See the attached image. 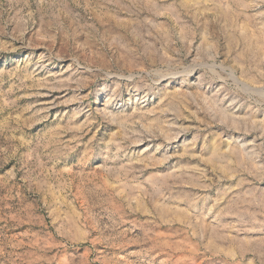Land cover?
Masks as SVG:
<instances>
[{
  "label": "rangeland",
  "instance_id": "1",
  "mask_svg": "<svg viewBox=\"0 0 264 264\" xmlns=\"http://www.w3.org/2000/svg\"><path fill=\"white\" fill-rule=\"evenodd\" d=\"M263 192L264 0H0V264H264Z\"/></svg>",
  "mask_w": 264,
  "mask_h": 264
},
{
  "label": "bare ground",
  "instance_id": "2",
  "mask_svg": "<svg viewBox=\"0 0 264 264\" xmlns=\"http://www.w3.org/2000/svg\"><path fill=\"white\" fill-rule=\"evenodd\" d=\"M215 151V150H214ZM222 153V152H221ZM217 155V154H216ZM219 159V158H217ZM242 182V181H241ZM240 183V182H239ZM239 185V184H238ZM240 186V185H239ZM245 188V187H244ZM234 189V188H233ZM228 191V190H227ZM246 191V190H244ZM241 192V191H240ZM248 192V189L247 191ZM262 192V191H261ZM249 193V192H248ZM246 194V193H245ZM252 195V194H250ZM261 198H256L254 196H249V197H246V199H243V204L245 206H247L250 211H253L251 213H253L252 216H255L256 218H259L260 216L261 217H264V192L263 194L261 193ZM248 196V195H247ZM241 197V196H240ZM244 198V196H243ZM245 207V208H247ZM248 210V209H247ZM249 211V210H248ZM248 214V213H247ZM257 215V216H256ZM259 216V217H258ZM255 218V219H256ZM254 219V218H253ZM259 220V219H258Z\"/></svg>",
  "mask_w": 264,
  "mask_h": 264
}]
</instances>
